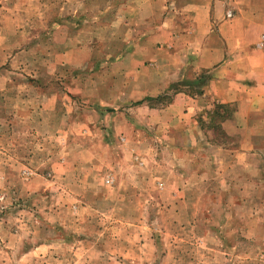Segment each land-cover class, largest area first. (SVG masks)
<instances>
[{
	"label": "rangeland",
	"instance_id": "rangeland-1",
	"mask_svg": "<svg viewBox=\"0 0 264 264\" xmlns=\"http://www.w3.org/2000/svg\"><path fill=\"white\" fill-rule=\"evenodd\" d=\"M106 1L0 0V264H264V111L242 120L241 104L210 97L172 123L163 110L200 95L207 71L136 101L130 33L111 38ZM148 12L146 49L185 50L162 0ZM66 15L74 39L49 32Z\"/></svg>",
	"mask_w": 264,
	"mask_h": 264
},
{
	"label": "crops",
	"instance_id": "crops-1",
	"mask_svg": "<svg viewBox=\"0 0 264 264\" xmlns=\"http://www.w3.org/2000/svg\"><path fill=\"white\" fill-rule=\"evenodd\" d=\"M68 1H72L69 5H73L74 0ZM84 1L87 4L90 0H83V5ZM152 4L153 0H110L99 11L101 16L100 12L105 14L103 11L110 8L106 15H113L110 20L115 23L109 29L114 32L111 38L122 39V31L130 33L132 46L127 54L131 55L132 67L137 71L133 75L135 85L132 84L138 94L136 101H152L153 97H159L174 82L184 86L195 84L191 80L195 81L201 71H207L204 91L200 95H192L186 90L177 91L166 108L168 112L163 110L172 123L185 128L195 120L198 110L204 107L200 102L210 97L223 104H241L239 110L242 120L249 119L251 111H264V50L253 47L264 26V0H162L163 28L169 33H178V37L184 40L185 50L146 49L148 46L153 48L154 17L152 12H148ZM228 4L237 9L232 20H228L225 15ZM81 14L83 16L77 18L80 21L75 25L81 29L83 39L91 34L85 24V13ZM142 21L146 25L142 26ZM51 22L54 25L49 29L50 34L55 32L57 35L58 30L62 29L65 30V39H74V28L67 24L73 22L71 17L66 15L65 19L59 21L54 18ZM235 24L241 27V37L245 40L248 38L239 50H233V38L239 36H235ZM98 26L97 32L102 30L100 26L103 25ZM252 31L256 33L253 36ZM188 43L193 46H187ZM62 50L89 49L74 47L73 42H66ZM147 59L156 61L159 71L156 77L149 74V71H153L152 67L144 66Z\"/></svg>",
	"mask_w": 264,
	"mask_h": 264
},
{
	"label": "built area",
	"instance_id": "built-area-1",
	"mask_svg": "<svg viewBox=\"0 0 264 264\" xmlns=\"http://www.w3.org/2000/svg\"><path fill=\"white\" fill-rule=\"evenodd\" d=\"M229 16H231V12H229ZM260 48H264V31L260 34L259 41L257 44Z\"/></svg>",
	"mask_w": 264,
	"mask_h": 264
}]
</instances>
